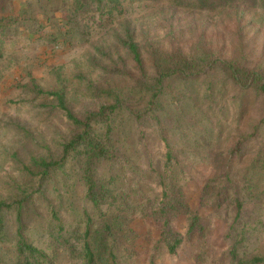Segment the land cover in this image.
<instances>
[{
    "label": "rangeland",
    "instance_id": "1",
    "mask_svg": "<svg viewBox=\"0 0 264 264\" xmlns=\"http://www.w3.org/2000/svg\"><path fill=\"white\" fill-rule=\"evenodd\" d=\"M125 5V11L113 16L97 14L87 30L88 40L74 36L66 42L46 36L36 19L56 21L62 15V0H0V14L13 8L20 13L24 6L28 13L6 29L0 27V201L10 203L2 208L0 264H19L17 200L28 195L24 236L45 249L56 264L73 262L53 244L57 230L53 209L68 230L83 232L89 221L92 227H100L106 214L121 213L119 207L124 206L132 211L128 223L145 239L141 263L240 264V259L264 257V94L242 89L218 64L206 66L196 77L171 75L159 87L148 52H143L144 74L125 50L120 49L121 56L114 45V34L126 21L148 41H163L166 46L177 42L191 50L193 27L211 19L204 35L222 58L240 54L236 39L222 26L218 11L196 12L171 0H127ZM262 14L257 9L244 18L243 45L247 63L264 72ZM99 46L108 54H99ZM98 63L124 72L106 71L95 65ZM91 84L115 95L99 96L90 90ZM34 85L65 91L67 103L77 115L120 98L111 115L117 157L100 160L95 169L98 179L113 188L120 206L98 208L86 197L78 152H72L67 164L48 177L28 172L38 171L33 157L59 156L63 141L74 131L56 107V99L36 92ZM155 92L159 95L153 113L148 107ZM255 125L256 136L243 143L240 155L231 156L239 137L251 133ZM97 127L105 131L103 124ZM162 133L189 176L190 188L195 189L198 182L201 186L224 185L229 194L220 206L213 194L205 197L201 245L195 237L196 246L191 243L178 256L160 243L159 225L149 215L162 192L166 150ZM236 197L243 202L239 214ZM187 222L185 216H175L172 228L186 233ZM236 243L237 259L230 253Z\"/></svg>",
    "mask_w": 264,
    "mask_h": 264
},
{
    "label": "trees",
    "instance_id": "2",
    "mask_svg": "<svg viewBox=\"0 0 264 264\" xmlns=\"http://www.w3.org/2000/svg\"><path fill=\"white\" fill-rule=\"evenodd\" d=\"M62 1L64 2L62 15L56 21L50 17H36V19L39 24L38 28L46 36H50L54 40L63 39L66 42H71L74 36L88 40L87 30L91 26V20L97 14L100 17L113 16L115 13L125 11L127 2V0ZM171 2L176 6L194 9L196 12H220L221 24L223 27H227L236 39L240 54L236 57L222 58L209 46L204 30L211 26V19L204 20L200 25L193 27L191 50H187L177 42H172L166 46L163 41H148L147 37L137 30L131 22L126 21L123 23L121 31L114 34L115 51L121 55L120 49L125 50L127 56L137 64L144 74L146 70L143 52H148L159 87L164 79L171 75L177 74L186 78L196 77L205 70L206 66L214 67L218 64L242 89L252 88L257 93L264 94V72L247 63L248 53L243 45L244 18L257 9H260L264 16V0H171ZM20 10L21 12L17 13L16 9L13 8L9 12L0 14V27L6 29L15 21L27 18V8L24 6ZM104 48L103 46L97 47L99 54H108ZM110 51L112 52L113 49ZM95 65L110 72H124L122 69L112 70L108 65L100 63ZM34 86L36 92L56 99V107L64 112L74 131L69 138L63 141L59 156L50 159L43 156L33 157V165L38 171L28 172L36 176L48 177L49 174L62 169L67 164L72 152H78L82 155L81 175L87 187L86 197L98 208L103 205L120 206L117 205L118 196L113 188L105 180L98 179L95 171L100 160H115L117 157L112 141L111 115L120 104V98L116 96L114 103L104 104L97 110H89L82 115H77L68 105L65 91L62 89L45 90L39 85ZM90 90L99 96L111 97L115 95L110 90L99 89L93 87L92 84ZM158 95L159 93L155 92L150 99L148 109L153 113L157 109ZM97 124H103L105 131L102 132ZM257 132L258 125H255L251 133L242 134L231 150V156L240 155L243 143L256 136ZM162 138L166 147L164 154L165 173L161 175L162 192L158 203L149 215L159 225L160 243L167 246L168 252L172 256H178L183 249L188 250L187 246H196L195 237L198 238V246L201 245L204 232L201 213L206 204L205 197L213 194L215 204L220 206L227 200L229 194L227 186L224 187V185L216 187L206 183L201 186L198 182L199 185L197 184L195 189L190 188L189 176L180 166L173 147L163 133ZM29 196L17 200L18 238L16 250L19 264H56L45 249L31 243L24 236L23 215L25 203ZM236 203L239 214L242 211L243 202L239 197H236ZM9 205L10 203L0 201V230L4 229L2 208ZM119 208L122 212L113 213L111 216L106 214L100 227H92V222L89 221L83 232L78 229L68 230L61 222L56 210L53 209V215L57 221V230L53 234V244L57 249L66 251L73 262L72 264H124L125 262L144 264L141 263L140 259H142L141 251L145 239L140 237V232L134 230L128 223L132 218V211L129 206ZM178 215L185 216L188 221L186 233L172 228L173 218ZM127 242H130L128 246ZM238 245L236 243L230 249V253L235 259H237ZM262 262H264L262 256H255L249 261L239 260L240 264Z\"/></svg>",
    "mask_w": 264,
    "mask_h": 264
}]
</instances>
